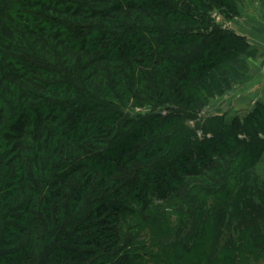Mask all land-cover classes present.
<instances>
[{
    "label": "rangeland",
    "instance_id": "obj_1",
    "mask_svg": "<svg viewBox=\"0 0 264 264\" xmlns=\"http://www.w3.org/2000/svg\"><path fill=\"white\" fill-rule=\"evenodd\" d=\"M38 1L0 0V51L49 85H0V264H264V98L213 100L248 49L230 22L245 0ZM209 50L221 64L193 80ZM37 111L53 136L31 126L16 149L5 133Z\"/></svg>",
    "mask_w": 264,
    "mask_h": 264
},
{
    "label": "trees",
    "instance_id": "obj_2",
    "mask_svg": "<svg viewBox=\"0 0 264 264\" xmlns=\"http://www.w3.org/2000/svg\"><path fill=\"white\" fill-rule=\"evenodd\" d=\"M94 2H100L103 4H110V0H93ZM38 6L43 8L45 11H49L50 9L53 10L54 12L58 13H63L66 12L70 14L71 16L75 17L78 15H81L83 12H87L88 10H85L81 4H78L76 6H66V7H53L50 4H46L42 0H39L37 3ZM120 4L118 3L117 6L114 7V9H119ZM133 8V7H131ZM136 8V7H135ZM112 10H104L100 11V13H104L105 15H110V12ZM95 15H98L96 12H92L90 14V17H95ZM1 32L4 37L14 40V37L12 35L11 29L3 23L1 25ZM25 32L32 38H34V30L30 29V27H26ZM55 38H57L55 35H53ZM63 47H67V45H64L62 41H60ZM245 42V41H244ZM246 44V43H245ZM247 48L248 45L246 44ZM240 52V54L244 53ZM240 57V56H239ZM229 60V58H227ZM240 60V59H239ZM221 61L218 60V53L216 51L209 50L206 54L205 57H201L200 60L198 61L197 65L191 70L193 72V80L200 79L206 75L209 71L214 69L216 66L220 65ZM238 64H241L240 61H236ZM235 62V63H236ZM232 66V65H231ZM238 66V65H237ZM228 73L221 77L219 79L220 83L224 84L223 91L218 90V93L224 92L229 86H230V78H234V76L237 74V67H229ZM43 76L42 73H40L38 70L30 68L28 70H24L20 63L14 59L13 57H9L7 54L4 52L0 51V85L6 84L17 92L20 98L22 99H31L33 96H35L36 92H48L49 91V85L42 82L38 77ZM212 90L210 94L213 92ZM221 91V92H220ZM215 93V92H213ZM212 93V94H213ZM216 94V93H215ZM42 111H37L33 116L28 113H22L19 115V117L16 119L15 122H13L9 126V131L5 133L6 138L14 143V146L16 149H19L21 151L27 152L29 150V147L26 146L23 143V139L27 135V129L29 127H33L34 130V135H33V140L35 143L40 146L43 141L46 140L47 137H52V131L49 127L43 125V121H55L54 115L51 113H48L44 116H42ZM260 127L259 131L264 132V126H257ZM246 148H250L253 143L245 144V143H239V145H242ZM259 147V143L257 144V148ZM198 149H202L205 151V153H209L212 151H215L214 155L215 156H220L223 157L225 155V151L229 149L227 146H225L224 151L220 152L222 149V146L220 147L218 143L214 144L213 146L211 145V141L206 142L205 144H201ZM149 152H146L145 154H148ZM181 156L185 159H187L185 152L181 151L180 152ZM250 155V153L248 154ZM250 157V156H249ZM189 161V160H187ZM202 165L205 166L206 170H212L216 171L218 170L217 168L211 167L206 163L205 161L202 162ZM186 167V165H184ZM183 166V167H184ZM193 168V167H192ZM194 171H197L195 168H193ZM182 170V169H181ZM184 170V169H183ZM207 172V171H206ZM98 212H103V214H106L107 207H102L99 206L97 208ZM114 208H110L109 212H114ZM114 214V213H111ZM117 214V212L115 213ZM21 255L16 258L17 261H20Z\"/></svg>",
    "mask_w": 264,
    "mask_h": 264
},
{
    "label": "crops",
    "instance_id": "obj_3",
    "mask_svg": "<svg viewBox=\"0 0 264 264\" xmlns=\"http://www.w3.org/2000/svg\"><path fill=\"white\" fill-rule=\"evenodd\" d=\"M239 14L234 15L231 22L233 32L248 45V49L240 54V72L234 76L236 81L226 89L230 90L225 95L215 94L213 97L218 102H231L233 107L237 106L238 100L250 101L252 103L264 98V0H245ZM233 79V78H232ZM232 93V94H230ZM230 94L232 97L224 98ZM240 98V99H239ZM236 101V102H235ZM213 114L223 116L227 114L230 105L224 111L220 109L221 104H212ZM229 108V109H228Z\"/></svg>",
    "mask_w": 264,
    "mask_h": 264
}]
</instances>
